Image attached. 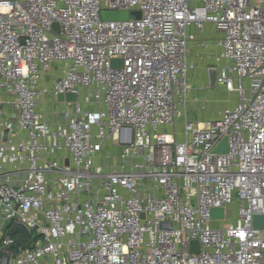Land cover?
I'll return each mask as SVG.
<instances>
[{
  "label": "built area",
  "instance_id": "obj_1",
  "mask_svg": "<svg viewBox=\"0 0 264 264\" xmlns=\"http://www.w3.org/2000/svg\"><path fill=\"white\" fill-rule=\"evenodd\" d=\"M205 23L236 102L203 122ZM261 214L264 0H0V264H264Z\"/></svg>",
  "mask_w": 264,
  "mask_h": 264
},
{
  "label": "crops",
  "instance_id": "obj_2",
  "mask_svg": "<svg viewBox=\"0 0 264 264\" xmlns=\"http://www.w3.org/2000/svg\"><path fill=\"white\" fill-rule=\"evenodd\" d=\"M189 31L193 35V40L189 43L188 57L194 61L196 67L189 72V80L192 84L191 99L192 102L189 106V118L192 120H200V116L204 113L203 108H207L208 104L205 101L208 98L219 99L214 95L212 90V85L208 84L209 79V69H216L218 71L223 65L224 61H216V56L220 51L218 45L219 40L222 38V33L216 30V28L211 23H205L202 29L191 26ZM216 85H221L222 89L227 92L228 98H222L223 104L220 109H216V104L218 102L210 103L216 109L214 115L208 120H215L218 117V112L228 106H233L236 102V95L234 93L228 92L222 84L216 82ZM210 86V87H208ZM225 93V92H224ZM206 120V121H208ZM202 121V120H200ZM204 122V121H203Z\"/></svg>",
  "mask_w": 264,
  "mask_h": 264
},
{
  "label": "water",
  "instance_id": "obj_3",
  "mask_svg": "<svg viewBox=\"0 0 264 264\" xmlns=\"http://www.w3.org/2000/svg\"><path fill=\"white\" fill-rule=\"evenodd\" d=\"M130 15H133L135 18H140V13L139 11H132V12H128V11H120V12H115V11H102L101 12V16L104 20L107 21H113V20H127L129 18ZM53 28L56 29L57 31H59V27L57 23L53 24ZM122 59H112L111 61V65L112 67H117V66H122ZM216 78H217V70L216 69H209V79H210V85H214L216 84ZM76 94L75 93H66V94H58L57 95V100L59 102H63V101H76ZM215 152H226L227 151V138L224 137L219 144L214 148ZM224 215V209L223 208H212L210 211V216L212 219L214 218H222ZM143 216V215H142ZM253 226L255 228H263L264 227V215H254L253 216ZM15 233H19L20 234V238L19 241L16 243L15 246H23L24 240H25V236L28 234V231L20 226V227H16L13 230V234ZM190 249L192 250V252H198L199 250V246H198V242L196 240H192L190 242Z\"/></svg>",
  "mask_w": 264,
  "mask_h": 264
},
{
  "label": "rangeland",
  "instance_id": "obj_4",
  "mask_svg": "<svg viewBox=\"0 0 264 264\" xmlns=\"http://www.w3.org/2000/svg\"><path fill=\"white\" fill-rule=\"evenodd\" d=\"M208 84H210V82H208ZM208 87H210V86H208ZM222 86L221 85H216V84H214V85H212V90L214 91V95L213 96H217L219 99H217V98H215V99H211V98H208L206 101H205V104H208L207 105V108H203L202 107V109H204V113L200 116V120H202V121H206V120H208L209 118H211L212 117V115H214V112H215V110L216 109H220V107H221V105L223 104L222 102H223V100H222V98H228V95H227V92L224 90V89H222L221 88ZM225 92V93H224ZM191 94V93H190ZM190 96V95H189ZM208 102H212V103H214V102H218L217 104H216V109H213L214 108V106L212 105V104H209ZM105 151V148L103 149V152ZM234 208V207H233ZM236 217V214H235V211H234V209H233V211L231 212V218H235ZM226 220L225 221H223L221 224H226ZM261 234H264V230L263 231H261Z\"/></svg>",
  "mask_w": 264,
  "mask_h": 264
}]
</instances>
